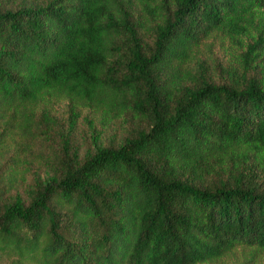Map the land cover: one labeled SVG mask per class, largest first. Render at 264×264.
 <instances>
[{
  "label": "trees",
  "instance_id": "1",
  "mask_svg": "<svg viewBox=\"0 0 264 264\" xmlns=\"http://www.w3.org/2000/svg\"><path fill=\"white\" fill-rule=\"evenodd\" d=\"M258 1L0 0V260L219 264L264 251V31L223 82L191 65ZM64 109L71 128L143 126L83 155L66 138L42 176L29 157Z\"/></svg>",
  "mask_w": 264,
  "mask_h": 264
},
{
  "label": "rangeland",
  "instance_id": "2",
  "mask_svg": "<svg viewBox=\"0 0 264 264\" xmlns=\"http://www.w3.org/2000/svg\"><path fill=\"white\" fill-rule=\"evenodd\" d=\"M240 28L234 27L223 31H215L203 40L195 50L191 65L196 66L202 62L211 79L223 82L234 68L244 66L242 56L247 50V44L254 41L264 31V3L257 2L240 9L236 17ZM262 63L257 66L260 72ZM251 70L249 73L253 74ZM59 126L56 128L50 142L35 144L34 154L29 157L40 161L42 176L44 170L51 168L52 162L59 158L63 152L64 140L69 139L71 148L83 155L94 147V138H98L104 146H118L124 139L142 127L140 122L130 118L121 119L114 124L102 125L93 122L91 118L82 117L78 124L71 128L68 126L67 112L62 110L59 114ZM38 165H34L37 169ZM28 177H32L28 174ZM0 264H17L13 259L0 260ZM219 264H264V251L258 248H237L230 257Z\"/></svg>",
  "mask_w": 264,
  "mask_h": 264
}]
</instances>
